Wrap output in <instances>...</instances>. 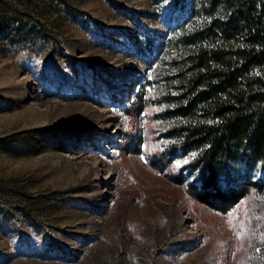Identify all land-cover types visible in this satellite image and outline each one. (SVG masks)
Returning a JSON list of instances; mask_svg holds the SVG:
<instances>
[{
  "label": "rangeland",
  "instance_id": "374dc122",
  "mask_svg": "<svg viewBox=\"0 0 264 264\" xmlns=\"http://www.w3.org/2000/svg\"><path fill=\"white\" fill-rule=\"evenodd\" d=\"M191 26L175 0H0V264H264L259 205L211 210L162 154Z\"/></svg>",
  "mask_w": 264,
  "mask_h": 264
},
{
  "label": "trees",
  "instance_id": "16d2710c",
  "mask_svg": "<svg viewBox=\"0 0 264 264\" xmlns=\"http://www.w3.org/2000/svg\"><path fill=\"white\" fill-rule=\"evenodd\" d=\"M175 3L192 26L163 157L191 152L174 181L198 203L227 213L251 198L264 214V0Z\"/></svg>",
  "mask_w": 264,
  "mask_h": 264
}]
</instances>
